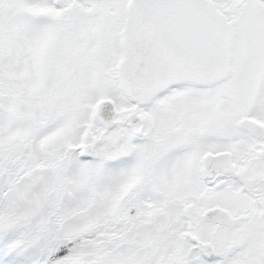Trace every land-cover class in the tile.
<instances>
[{
  "label": "snow or ice",
  "instance_id": "snow-or-ice-1",
  "mask_svg": "<svg viewBox=\"0 0 264 264\" xmlns=\"http://www.w3.org/2000/svg\"><path fill=\"white\" fill-rule=\"evenodd\" d=\"M0 264H264V0H0Z\"/></svg>",
  "mask_w": 264,
  "mask_h": 264
}]
</instances>
